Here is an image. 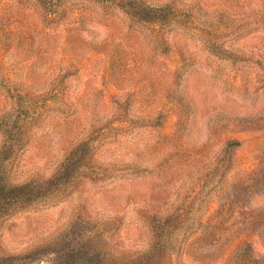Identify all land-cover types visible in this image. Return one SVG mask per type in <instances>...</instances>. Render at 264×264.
<instances>
[{"label":"rangeland","instance_id":"374dc122","mask_svg":"<svg viewBox=\"0 0 264 264\" xmlns=\"http://www.w3.org/2000/svg\"><path fill=\"white\" fill-rule=\"evenodd\" d=\"M0 264H264V0H0Z\"/></svg>","mask_w":264,"mask_h":264}]
</instances>
